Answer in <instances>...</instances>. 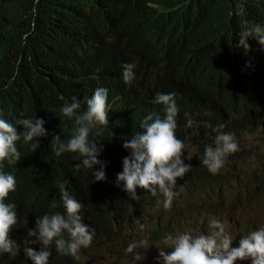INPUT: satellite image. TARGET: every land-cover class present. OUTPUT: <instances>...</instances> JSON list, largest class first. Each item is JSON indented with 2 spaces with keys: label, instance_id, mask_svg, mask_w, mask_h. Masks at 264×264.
<instances>
[{
  "label": "clouds",
  "instance_id": "9594fccd",
  "mask_svg": "<svg viewBox=\"0 0 264 264\" xmlns=\"http://www.w3.org/2000/svg\"><path fill=\"white\" fill-rule=\"evenodd\" d=\"M242 2L243 20L231 33L213 26L207 11L185 18L174 13L153 56L159 70L143 49L127 51L122 79L145 95L135 126L111 120L104 86L84 99L82 111L75 95L59 106L60 120L72 122L66 140L51 133L43 117L21 112L9 121L0 115L1 264H134L149 244L156 252L148 255L149 264H264V223L233 246L222 221L205 224L195 211L197 205L213 207L226 173L264 183L257 174L264 172V0ZM134 69L144 71L146 84L133 81ZM168 75L180 92L150 95ZM230 106L242 116L213 126V111ZM247 135L262 143L253 151L251 144V154ZM18 142L28 149L27 158ZM64 153L77 154V163L65 161ZM257 156L262 160L253 164L250 157ZM82 167L91 176L89 189L80 192L73 181ZM22 169L42 173L33 191L43 200L56 198L48 210L26 214L15 194ZM241 196L236 189V198Z\"/></svg>",
  "mask_w": 264,
  "mask_h": 264
},
{
  "label": "trees",
  "instance_id": "16d2710c",
  "mask_svg": "<svg viewBox=\"0 0 264 264\" xmlns=\"http://www.w3.org/2000/svg\"><path fill=\"white\" fill-rule=\"evenodd\" d=\"M59 4L64 7L63 15L58 14ZM242 4V0H0V115L9 121L21 112L30 118L43 117L49 131L66 140L72 122L63 117L60 120L59 106L75 95L81 99L82 111L84 99L94 88L104 86L108 89L111 120L125 119L135 126V110L145 95L122 79V66L129 63L127 51L143 49L148 55L146 60L159 70L153 56L174 13L185 18L207 11L213 15V26L217 23L224 32L231 33L243 20ZM139 16H143L140 21L131 20ZM221 30L217 26L213 33L218 36ZM204 36V45H209L210 37L206 33ZM134 73L133 81L146 84L142 69H134ZM169 79L168 75L166 81L149 88V94L180 92V87ZM241 116L232 106L224 107L213 111V126H227ZM106 134L119 144L108 129ZM18 147L22 158H27L28 149L20 147L19 142ZM78 158L77 154H63L71 164ZM76 170L79 178L73 184L78 183V191L83 192L89 189L91 174L83 167ZM41 177L40 171L22 169L17 173L15 194L27 215L46 211L56 201L43 200L39 191H33ZM68 182L65 178L64 183ZM216 195L213 192V200ZM236 264H250V259Z\"/></svg>",
  "mask_w": 264,
  "mask_h": 264
},
{
  "label": "rangeland",
  "instance_id": "374dc122",
  "mask_svg": "<svg viewBox=\"0 0 264 264\" xmlns=\"http://www.w3.org/2000/svg\"><path fill=\"white\" fill-rule=\"evenodd\" d=\"M247 151L250 153L256 146L262 143L251 135L246 136ZM251 165L250 167H252ZM254 168V167H252ZM226 181L219 186V191L216 199L213 201V207H204L197 205L196 213L200 216L205 224L209 218H216L222 221L226 231L234 238L232 245L236 246L241 235H246L250 230H254L258 224L264 223V183L259 186L246 183L244 177L239 179L234 176V173H226ZM236 189H241L243 196L236 198ZM193 213V216L197 214ZM183 220L182 217H180ZM150 245V244H149ZM145 246L143 249L144 258L142 261L134 264H149L148 255L155 256L156 252L151 245L149 248ZM102 264H114V262H103Z\"/></svg>",
  "mask_w": 264,
  "mask_h": 264
},
{
  "label": "bare ground",
  "instance_id": "6f19581e",
  "mask_svg": "<svg viewBox=\"0 0 264 264\" xmlns=\"http://www.w3.org/2000/svg\"><path fill=\"white\" fill-rule=\"evenodd\" d=\"M115 10H116V8H115ZM148 40V39H147ZM259 104V102H254L253 103V106H256V105H258ZM251 110H253V107H251ZM250 110V111H251ZM262 159L260 158V157H250V161H252L253 162V164H256V163H259L260 161H261ZM259 176H261V177H264V172H261V173H257ZM120 210H118V212H119Z\"/></svg>",
  "mask_w": 264,
  "mask_h": 264
}]
</instances>
